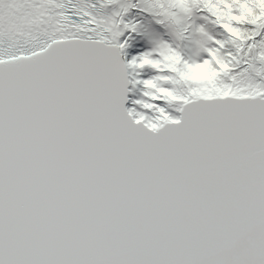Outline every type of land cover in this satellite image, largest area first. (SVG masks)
Instances as JSON below:
<instances>
[{
  "label": "snow or ice",
  "instance_id": "6c2138e0",
  "mask_svg": "<svg viewBox=\"0 0 264 264\" xmlns=\"http://www.w3.org/2000/svg\"><path fill=\"white\" fill-rule=\"evenodd\" d=\"M0 264H264V0H0Z\"/></svg>",
  "mask_w": 264,
  "mask_h": 264
}]
</instances>
